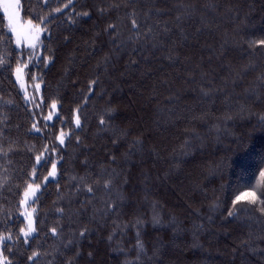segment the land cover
<instances>
[{
	"label": "trees",
	"instance_id": "trees-1",
	"mask_svg": "<svg viewBox=\"0 0 264 264\" xmlns=\"http://www.w3.org/2000/svg\"><path fill=\"white\" fill-rule=\"evenodd\" d=\"M20 4L45 30L42 109L55 102L64 123L20 89L0 10L3 264H264V0ZM49 154L58 176L44 182L51 165L34 161Z\"/></svg>",
	"mask_w": 264,
	"mask_h": 264
},
{
	"label": "rangeland",
	"instance_id": "rangeland-1",
	"mask_svg": "<svg viewBox=\"0 0 264 264\" xmlns=\"http://www.w3.org/2000/svg\"><path fill=\"white\" fill-rule=\"evenodd\" d=\"M0 10L4 14L9 31L12 33L15 41V45L18 49L22 50V59L19 65V71L14 72L15 80L20 86V89L24 93L28 102L32 105H36L41 109L42 118L45 122L47 121V116H54L57 113V108L52 111H44L42 109V88L43 83L39 80L38 73L33 72V66L38 62L42 56L43 38L45 34L44 28L40 24H36L31 20L25 19L22 16L20 0H0ZM43 112V113H42ZM53 120V119H52ZM40 129L39 126H35ZM62 139V137L60 136ZM56 164L55 176L53 177V169L45 177L44 182L49 179H55L58 176V161L54 162ZM259 183H256L258 186ZM42 184H36L32 182L27 186L23 192V198L21 201V215L25 219V226L22 230V235L25 238H30L36 234V211L34 200L38 196ZM241 197L248 199L247 197H257L255 188L248 189L240 193ZM4 263V257L0 254V264Z\"/></svg>",
	"mask_w": 264,
	"mask_h": 264
},
{
	"label": "snow or ice",
	"instance_id": "snow-or-ice-1",
	"mask_svg": "<svg viewBox=\"0 0 264 264\" xmlns=\"http://www.w3.org/2000/svg\"><path fill=\"white\" fill-rule=\"evenodd\" d=\"M57 11H59V9H57ZM29 14H30V13H29ZM84 15L87 16L88 13H84ZM260 44H261V45H264V40H261V41H260ZM40 65H43V66L46 67V66H47V63H46L44 60H41V61L39 62V64L33 66L32 71L34 72V71H35V68H36V67H39ZM8 67L10 68V65H9ZM16 71H19V68H17ZM51 107H52L53 109H56V108H57V104H56L55 102H52ZM47 121L49 122V123H48V126H49V127H56V124L64 123L63 117H62L61 115H59V114H57V116H56L55 123H51V121H52V117H51V116H49V117L47 118ZM100 123L103 124L104 121L101 120ZM65 126H67V125L65 124ZM75 127H76L77 129L81 128V121H80L79 118H76V120H75ZM33 130L35 131V133H36L38 136L42 135V133L40 132V129L36 128L35 125H33ZM60 144H61V145L64 144V140H63V139L60 140ZM53 159H54V155H53V154H49V155H48L44 160H42V161L40 160L39 157H36V158H35V161H34V162H35V166H36L37 168L43 169V168H46L47 166L51 165V167H52V169H53V173H52V175H53V177H54V176H55L56 164L53 162ZM61 166H62V165H61ZM261 175H264V172H261ZM50 182H51V181H50ZM57 183H58V181H57ZM88 192H92V189H91V188H88ZM236 200L239 201V200H240V197H236ZM118 207H119V205H117V208H118ZM61 211H62V210H61ZM227 215H228V217H230V218H233V217L235 216V214H234L233 211H229V212L227 213ZM21 222H22V221H21ZM158 223H159V221H157V224H158ZM55 231H56V230L53 228V229H52V233L55 234ZM80 235L83 237V236L85 235V233H84V232H81ZM137 237H138V238H137V247H138L141 251H143V244H142V243L140 242V240H139V233H137ZM245 247H248V245L245 244ZM89 255H91V253H89ZM26 259H27V261L29 262V264H31V262L33 261V257H32V256H28ZM69 264H71V262H69Z\"/></svg>",
	"mask_w": 264,
	"mask_h": 264
},
{
	"label": "bare ground",
	"instance_id": "bare-ground-1",
	"mask_svg": "<svg viewBox=\"0 0 264 264\" xmlns=\"http://www.w3.org/2000/svg\"><path fill=\"white\" fill-rule=\"evenodd\" d=\"M9 29V28H8ZM16 69V68H15ZM14 72H15V70H14ZM15 77V76H14ZM49 112H51L52 111V107L50 106V108H49V110H48ZM53 112V111H52ZM59 113V110H58V106H57V113H56V115ZM55 115V116H56ZM75 115H77V114H75ZM54 116V117H55ZM42 117V116H41ZM47 118H48V116H47ZM43 119V118H42ZM53 119V118H52ZM23 198V197H22ZM22 201V200H21Z\"/></svg>",
	"mask_w": 264,
	"mask_h": 264
}]
</instances>
